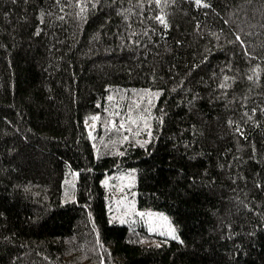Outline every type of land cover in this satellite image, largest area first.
Returning <instances> with one entry per match:
<instances>
[{
	"label": "trees",
	"instance_id": "1",
	"mask_svg": "<svg viewBox=\"0 0 264 264\" xmlns=\"http://www.w3.org/2000/svg\"><path fill=\"white\" fill-rule=\"evenodd\" d=\"M0 264H264V0H0Z\"/></svg>",
	"mask_w": 264,
	"mask_h": 264
},
{
	"label": "rangeland",
	"instance_id": "2",
	"mask_svg": "<svg viewBox=\"0 0 264 264\" xmlns=\"http://www.w3.org/2000/svg\"><path fill=\"white\" fill-rule=\"evenodd\" d=\"M97 127V119L87 124L89 135L93 141H95ZM121 127L122 129L120 130L119 128ZM123 127H125V124H119L118 122L112 126L110 132H125ZM106 183L113 195L111 197V201L113 202V218L125 222H134L136 226L145 227L151 234L162 235L168 239H179L178 233L167 215L150 210H138L134 200V177L132 173L113 175L108 178Z\"/></svg>",
	"mask_w": 264,
	"mask_h": 264
},
{
	"label": "snow or ice",
	"instance_id": "3",
	"mask_svg": "<svg viewBox=\"0 0 264 264\" xmlns=\"http://www.w3.org/2000/svg\"><path fill=\"white\" fill-rule=\"evenodd\" d=\"M196 2L199 4L201 2V0H196ZM163 23V21H161Z\"/></svg>",
	"mask_w": 264,
	"mask_h": 264
}]
</instances>
